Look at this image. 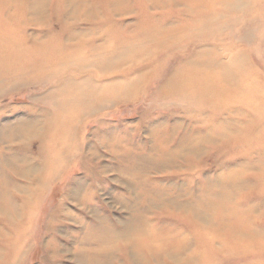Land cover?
I'll return each instance as SVG.
<instances>
[{
    "label": "rangeland",
    "instance_id": "1",
    "mask_svg": "<svg viewBox=\"0 0 264 264\" xmlns=\"http://www.w3.org/2000/svg\"><path fill=\"white\" fill-rule=\"evenodd\" d=\"M37 1L0 0V37L49 50L31 67L0 41V264H264V0H176L205 14L192 35L181 5ZM151 18L167 34L142 45ZM207 50L211 80L159 96ZM247 209L258 247L203 254L205 225Z\"/></svg>",
    "mask_w": 264,
    "mask_h": 264
},
{
    "label": "bare ground",
    "instance_id": "2",
    "mask_svg": "<svg viewBox=\"0 0 264 264\" xmlns=\"http://www.w3.org/2000/svg\"><path fill=\"white\" fill-rule=\"evenodd\" d=\"M118 2L121 3L122 1L121 0H118L116 2L117 5H118ZM144 2L146 4H148V5H151L155 9H158V10H160V9L161 10H167V9H171L173 7H176V5H177V7H178V5H181L180 8H182V10H180L179 12L182 14V16L183 15H189V17H193V19L191 21L186 22V23L184 22V24H180L179 27L177 28V31H176L177 33L176 34H183V33H191V35L192 34H198L199 31L202 29V26L201 25L204 22L201 19L202 18H205L206 19L205 14L204 15L201 14L202 12L193 13V10L194 9L190 10L189 8H187L184 5L182 7V4L176 3L177 2L176 0H144ZM40 3H38L37 0H33L32 4H31L32 6L30 5L31 6L30 9L31 10L33 9L34 11H36V9L38 8V7L36 8V6L38 4H40ZM112 4L113 3H111V5ZM123 4H126V3H123ZM145 23L146 24H144V26H141V27L139 26V28H137L138 29L137 32H139V33H141L143 35L142 45H145L148 42L153 41L154 39H159L162 36L163 37L166 36L167 32L162 29V21H159L158 19H152L151 18L148 21H146ZM170 36H172V35H170ZM173 36H176V35H173ZM137 37H139V36H137ZM193 37H194V35H193ZM179 38H180V35H179ZM177 39H178V37H177ZM0 41L3 42V43H7L9 45V47H10V53L12 51H16L19 56L22 53H30V54L33 55V59H29L27 56L24 59H20L19 60V63H21V64H25V65H28V66H31V67H36V66H42V65H44V64H46V63L49 62V56H48L49 53H47L49 50L46 47L36 46L37 44H35V43H29L27 40H24L22 38L19 39V41H16L11 35H4L3 37H0ZM126 42H128V41L126 40ZM136 42L138 43V41H136ZM175 44L173 43V45H175ZM131 45H132V43H131ZM170 45H171V43H170ZM47 47H49V45H47ZM122 47H123L122 45H118V47H116V50L117 49H120ZM44 48H45V50H44ZM35 49H37V50H35ZM127 49H130V48L127 47ZM144 52L151 55V54H154V53H156L158 51H156L155 49H153L151 51L143 50L141 53H144ZM207 52L210 53L209 50H207V51H200V52L196 53L195 55H193L192 56L193 58L191 57L190 59H188V61L183 62L182 64H180L174 70V72L169 77L168 81L166 82L165 86L159 92V96L171 95L173 97H181L182 95H184L183 93H186V95H187L190 92L188 90H184L183 89V86L190 85L191 83H193L194 81H196V79L197 80L199 79L198 81L200 82V84L202 82L205 83V82L211 80L212 77H211L210 73L206 72V70H202V69H207V67L215 64V62L213 61V59H210L209 57H208L209 59L207 58L206 60L205 59H201V57L204 54H206ZM213 52L211 54H213ZM213 55H215V54H213ZM234 62L235 61H233V63ZM63 89H64L63 86H61V88L59 87V91L60 92L63 91ZM193 89H195V88H193ZM252 89H254V88H252ZM64 91H63V93H64ZM210 91H211V93L214 92V91L217 92V90L214 87H212V86L210 87ZM247 92H249V91H247ZM208 94H210V93H208ZM251 95H252V93H251ZM201 97H202V95H201ZM80 98H82V96ZM80 98H73V96H71L68 99L63 98V99L58 100V96L56 95V93L49 94V96L47 97V99L52 100L50 102L51 107L55 108L57 111H59V110L62 111V109H63L62 104L64 102L67 103L69 99L71 101H77ZM245 98L246 97H244V99ZM254 135H256V134H254ZM256 207H257V205H256ZM232 209L234 210V208H232ZM250 213H252V211L250 209H247L245 211H238L237 212L238 215L237 214H235V215L228 214L229 217L231 216V218H229V217H228V219L226 218L229 223H225V222H223L220 219L221 221L219 223H217V224L215 223L216 226H207L208 224L205 225L204 229H202V232H201L202 235H201V240H200V241H202V246H201L202 253L203 254H208L212 250L214 251L215 245H217V248H216L215 251L216 252L217 251H220V253H221V251L222 252H229V253L235 252V251H239V252L244 253L246 250H249V251L251 250L252 251L255 247H258V244L257 243L258 242L260 243L261 240H258V241L256 240L258 238L260 239V237H258V236L256 237V234L257 235L259 234L258 233V230H256V228L253 227L251 225V223H250V220H251L250 219V217H251L250 216ZM254 213L255 212H253V214ZM256 215H258V214H256ZM223 218H225V217L223 216ZM239 227H242L243 228V232L242 233H245L247 235L254 233V236L251 237V240H247L248 237L245 238V239H243L244 238V237H242L243 235L241 236L242 237L241 238L237 234V230L236 229L239 228ZM180 237H181L180 234H178L177 232H174L173 233V237L172 236H167L165 241L167 243H170L175 238H180ZM183 238L184 237H182V240H183ZM249 239H250V236H249ZM250 241H254L252 243L255 244V246H252V247L249 246L250 244H252V243H250ZM184 242H186V239L185 238H184ZM184 242H180V243L181 244L182 243L184 244ZM180 243H179V245H180ZM160 250L162 251V249H160ZM240 256H241V254H240Z\"/></svg>",
    "mask_w": 264,
    "mask_h": 264
}]
</instances>
